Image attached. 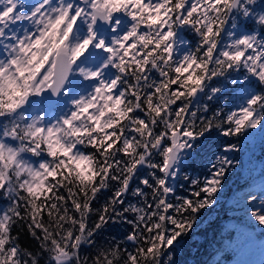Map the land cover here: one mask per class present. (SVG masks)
Instances as JSON below:
<instances>
[{
	"label": "snow or ice",
	"instance_id": "6c2138e0",
	"mask_svg": "<svg viewBox=\"0 0 264 264\" xmlns=\"http://www.w3.org/2000/svg\"><path fill=\"white\" fill-rule=\"evenodd\" d=\"M256 129L264 0H0V264H174Z\"/></svg>",
	"mask_w": 264,
	"mask_h": 264
},
{
	"label": "trees",
	"instance_id": "16d2710c",
	"mask_svg": "<svg viewBox=\"0 0 264 264\" xmlns=\"http://www.w3.org/2000/svg\"><path fill=\"white\" fill-rule=\"evenodd\" d=\"M247 135H251L249 132ZM224 138L217 133H213L203 144L200 155L195 157V163L188 169L189 175L194 177L206 174L209 161H213L214 155L219 150H223V146L227 143L241 144L247 142L246 136ZM260 137L255 139V145L251 150V156L262 163L264 175V136L263 132ZM198 174V175H195ZM252 174L248 171L241 173V169L227 168L226 174L222 181L220 191L216 194L214 204L202 210L198 215L197 222L189 235L185 236L180 244L176 245L173 254L174 264H228L234 261V251L230 246L235 236V229L229 225L231 218L242 219L243 207L238 201L232 202L229 197L240 189L249 185ZM135 186V185H133ZM177 194H183V190L178 186ZM102 202V201H101ZM6 207V203L0 200V208ZM231 221V220H230ZM258 229V228H257ZM125 228H111L105 230V239L115 237L117 241L123 239ZM259 235L264 233V228L258 229ZM23 242L28 245L30 238L26 235L22 237ZM103 243V241H100Z\"/></svg>",
	"mask_w": 264,
	"mask_h": 264
},
{
	"label": "rangeland",
	"instance_id": "374dc122",
	"mask_svg": "<svg viewBox=\"0 0 264 264\" xmlns=\"http://www.w3.org/2000/svg\"><path fill=\"white\" fill-rule=\"evenodd\" d=\"M250 132L252 133V137L251 135H247V142H241V144L237 146L238 150L228 152L219 150L216 154V156L226 155L227 158L233 162L228 167L229 169L240 168L241 173L248 171L249 175L252 174L249 185L236 191L234 195L229 197L232 202L236 200L238 201L239 205L243 207L242 213L244 214H242L241 220L231 218V221H226L235 229L236 233L235 238L229 243L234 251L235 260L229 261L228 264H264V233L259 235V233H262L258 230L261 227L256 226L255 224H250L245 212L246 200L251 195H257L258 197L264 195L262 163L251 156V150L255 145V139L260 137L259 135L262 132L264 136V130L256 129ZM187 174L189 175L188 170ZM195 175L198 174L195 173Z\"/></svg>",
	"mask_w": 264,
	"mask_h": 264
}]
</instances>
